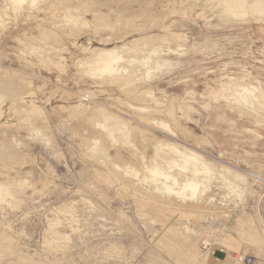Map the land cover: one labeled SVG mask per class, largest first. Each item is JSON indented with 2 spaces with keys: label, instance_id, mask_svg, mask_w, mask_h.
Listing matches in <instances>:
<instances>
[{
  "label": "rangeland",
  "instance_id": "1",
  "mask_svg": "<svg viewBox=\"0 0 264 264\" xmlns=\"http://www.w3.org/2000/svg\"><path fill=\"white\" fill-rule=\"evenodd\" d=\"M25 1L16 13L11 9L12 0H0V66L12 70L0 72L12 74L8 80L3 77L5 84L0 82V192L16 187L14 198L3 195L0 201V264H27L19 256L38 264H184L179 237L185 226L202 235L197 246L203 253L204 240H210V246L211 241L234 234L231 225L238 213H262L264 185L225 166L260 174L264 180V0ZM164 28L167 33L183 34V47L163 37ZM141 34L161 36L146 50L149 47L147 54L152 57L150 49L154 48L158 55L153 57L163 64L156 72L143 70L144 76L140 72L143 79L134 81L135 86L139 84L135 88L140 93L152 89L151 103L162 100L160 104L165 105L176 98L169 108L178 119L174 118V124L179 131L172 123L161 126L153 122L146 127L136 123L133 129L145 132L132 134L135 142L123 145L110 129L89 116L69 119L66 112L53 108L74 106L82 89L103 88L75 66L80 46L88 52L121 47ZM156 44L164 48H156ZM238 82L252 92L244 104L228 90ZM53 91L54 97L46 103ZM97 102L105 101L99 98ZM92 105L85 106L90 110ZM180 113H187L185 120ZM88 136L101 141L98 151L87 148ZM173 146L200 154L206 172L191 174L192 167L176 159ZM114 163L120 169L133 166L146 180L139 186H125L122 182L133 178L124 176L122 170L113 171ZM155 166L180 183L191 178L198 185L197 202L192 205L226 210L228 218L214 221L206 217L199 222L183 212L185 205L179 198L153 193L154 177L147 171ZM167 185L178 191L171 182ZM148 195H152L151 201H147ZM3 236L11 241L12 250ZM220 248L211 244L205 264H222L216 259L222 261L233 253L254 257L245 252L250 250L245 245L239 253Z\"/></svg>",
  "mask_w": 264,
  "mask_h": 264
},
{
  "label": "bare ground",
  "instance_id": "2",
  "mask_svg": "<svg viewBox=\"0 0 264 264\" xmlns=\"http://www.w3.org/2000/svg\"><path fill=\"white\" fill-rule=\"evenodd\" d=\"M25 1V0H12V5H11V9L13 12L19 11L20 9V5L21 3ZM35 1V0H34ZM34 1H32V3H34ZM67 1V0H65ZM26 2V1H25ZM10 3V2H9ZM28 3V2H26ZM69 3V2H68ZM91 3V2H89ZM11 4V3H10ZM95 4V2H94ZM27 5V4H26ZM238 5V4H237ZM90 6V5H89ZM236 6V3H235ZM55 7V6H54ZM23 8V7H22ZM40 8V7H39ZM59 8V7H58ZM45 10V9H44ZM41 11V9L39 10ZM54 12V11H53ZM56 12V11H55ZM58 12V11H57ZM234 11H230V13H233ZM61 13V12H60ZM63 14V13H62ZM54 16V15H52ZM50 18V17H49ZM46 19V18H45ZM49 20V19H48ZM44 21V20H43ZM45 22V21H44ZM55 22V21H54ZM72 22V21H71ZM70 22V23H71ZM12 25V24H11ZM132 25V24H131ZM168 26V25H167ZM170 26V25H169ZM60 28V27H59ZM134 29V28H132ZM166 33H163V37H169L171 38L172 41H175L178 45H176V47H183L182 43H185L183 41L184 36L183 34L180 33H167L168 30L167 28H164ZM43 30V29H42ZM161 30V29H160ZM167 30V31H166ZM47 31V30H46ZM171 31V30H170ZM45 32V31H44ZM51 32V31H50ZM16 33V32H15ZM53 33V32H51ZM70 33V32H69ZM155 33V32H153ZM151 33V34H153ZM74 34V33H73ZM150 34V35H151ZM48 35V34H47ZM65 35H67L65 33ZM146 35V34H145ZM148 35V34H147ZM166 35V36H164ZM68 36V35H67ZM159 37V39L161 38V36L159 35H153V36H142V34L139 36V38H135L132 41L124 44L121 47H114V48H97L92 52H88L86 49H82V46H80L77 50L79 53V58L77 59V62L75 63L76 67H79L82 69V76L89 78L91 80H93V82L95 81L97 84H99L101 86L102 89H96V90H88V89H82L78 94V98H77V104H75L74 106L71 107H53L55 110H57L58 113L64 111L66 112V116L69 119L74 118L75 116L77 117H87L91 120H95L97 121V125H102L105 126L106 128H108V132L111 133L112 136L121 139L122 144L123 145H128L131 144V142H133V140L136 138L134 137V139L132 140V134L135 135V133H144L145 131H138L137 129H133V125L136 123H140L142 125V127H146V125H152L153 122L158 123L161 126H165L168 124H173L174 129L177 128L176 124H174V122L176 123L178 121V119L173 118V115L171 113V109L169 108V105L175 101V99L173 101H169L167 102V100L165 102H167V104H163V106H161L162 104H160V102H164V101H160V99L158 101L160 102H150L151 98L153 99V96L151 97V87H150V91H145L141 93L139 92V90H137V88L139 89V84L136 86L134 85V81L138 83V80H141L143 78H139V74L140 72H143V76H144V71H149V72H156L157 69H160L162 67L163 62L161 60H156L153 56L154 55H158V53L156 52V50L154 51L153 49H150L153 56L150 57L147 54V50H146V46L149 45L150 42H154V41H158L155 40V38L157 39ZM162 37V39H164ZM26 38V37H25ZM59 38V37H58ZM31 39V38H29ZM54 39V37H53ZM57 40V38H55ZM161 39V40H162ZM187 39V38H186ZM26 40V39H25ZM28 40V39H27ZM33 40V39H32ZM59 40V39H58ZM154 40V41H152ZM160 40V41H161ZM21 41V40H20ZM34 41V40H33ZM37 42V41H36ZM59 42V41H58ZM165 42V41H164ZM158 43V42H157ZM169 43V42H168ZM174 43V42H172ZM181 43V45H180ZM21 44V42H20ZM32 44V43H31ZM34 44V43H33ZM155 44V43H153ZM161 44V43H159ZM158 44V45H159ZM167 44V43H164ZM171 44V43H170ZM5 45V44H4ZM7 45V44H6ZM22 45V44H21ZM25 45V44H24ZM39 46V45H38ZM41 46V45H40ZM164 46V45H163ZM167 46V45H166ZM172 46V45H171ZM29 47V45H28ZM42 47V46H41ZM159 47L156 44V48ZM168 47V46H167ZM170 47V46H169ZM173 47V46H172ZM170 47V48H172ZM25 48V47H24ZM64 48V47H63ZM62 48V49H63ZM75 48V47H74ZM159 48H164V47H159ZM166 48V47H165ZM169 48V50H171ZM174 48V47H173ZM27 49V48H26ZM179 49V48H178ZM28 50V49H27ZM162 50V49H161ZM174 50V49H172ZM175 51V50H174ZM173 51V52H174ZM75 52V51H74ZM169 52V51H168ZM179 52V51H178ZM23 53V52H21ZM53 53V52H52ZM179 54V53H178ZM161 55V54H160ZM73 57V56H72ZM24 58V56H23ZM32 59V58H31ZM76 60V59H75ZM25 61V60H24ZM26 62V61H25ZM49 62V61H48ZM58 62V61H57ZM65 62V61H64ZM46 63V62H45ZM73 64V63H72ZM33 66V65H32ZM58 66V65H57ZM35 67V66H34ZM134 69V70H133ZM1 71H7L9 73V71H12L11 69H8L7 67L5 68L4 66H0V72ZM14 71V69H13ZM1 72V73H3ZM4 72V73H5ZM15 72V71H14ZM247 72V71H246ZM0 73V74H1ZM3 73V74H4ZM13 73V72H12ZM16 73L19 76H24V72L21 73L19 71H16ZM130 73V74H129ZM137 73V74H136ZM2 75V79L3 77H5L6 75ZM16 74V75H17ZM0 75V76H1ZM8 75H12V74H7ZM148 75V74H147ZM156 75V74H155ZM6 76V77H7ZM27 76V75H26ZM81 78H84L82 77ZM121 76H126V77H122ZM142 76V77H143ZM10 77V76H9ZM141 77V74H140ZM18 78V77H17ZM33 78V77H31ZM77 78V77H76ZM138 78V79H137ZM149 78V77H148ZM224 78V77H223ZM1 79V77H0ZM14 79V78H13ZM122 79V80H121ZM221 79V78H220ZM237 79V78H236ZM5 79H3V81L0 82H5ZM8 80V77L7 79ZM27 80V79H25ZM46 80V79H44ZM88 80V79H87ZM137 80V81H136ZM19 81V80H17ZM47 81V80H46ZM143 81V80H142ZM21 82V81H20ZM140 84L142 83L141 81H139ZM241 82V81H240ZM15 83V82H14ZM24 83V82H22ZM82 83V82H81ZM144 83V81H143ZM2 84V83H1ZM5 84V83H4ZM3 85V84H2ZM144 85V84H143ZM147 84H145L146 86ZM225 85V84H223ZM6 86V85H4ZM21 86V85H20ZM32 86V85H31ZM58 86V85H57ZM86 86V85H85ZM113 86L115 88H113ZM227 85H225L226 87ZM7 87V86H6ZM12 87V86H10ZM137 87V88H135ZM148 87V86H146ZM224 87V88H225ZM4 88V87H3ZM36 90L41 91V86H37L35 87ZM110 88V89H109ZM142 88V87H140ZM149 88V87H148ZM2 90V87L0 88ZM7 89V88H6ZM9 89V88H8ZM147 90V88H145ZM220 89V88H219ZM253 89V88H251ZM257 89V88H256ZM4 90V89H3ZM67 90V89H66ZM149 90V89H148ZM230 92L234 93V97H236V99L239 101H241L243 104L248 100V93H252L250 92V87H248V85L245 84H240L238 83H234L231 84L230 88L228 89ZM224 91V90H222ZM255 91V90H253ZM218 92V90H217ZM215 92V93H217ZM2 93V92H1ZM5 93V92H3ZM13 93V92H12ZM56 91L51 92V94L49 93L48 96H46V103L49 102V99L51 97H54ZM114 93V94H112ZM122 94L120 96V94ZM145 93V94H144ZM213 93V92H211ZM227 93V92H226ZM144 94V95H143ZM214 94V93H213ZM228 94V93H227ZM139 95V96H138ZM143 95V96H142ZM145 95H147L145 97ZM212 95V94H211ZM229 95V94H228ZM36 96V95H34ZM217 96V95H216ZM232 96V98H233ZM250 96V95H249ZM6 97V96H5ZM155 97V96H154ZM176 97V96H175ZM99 98H103V101L105 102H97V100ZM146 98H148L146 100ZM228 98V97H227ZM231 98V99H232ZM251 98V97H250ZM224 99V98H222ZM229 99V98H228ZM154 100V99H153ZM152 100V101H153ZM182 100V99H181ZM234 101V99H232ZM37 101V100H36ZM178 101V99H177ZM227 102V100H225ZM230 101V100H228ZM82 102H85L86 106H89L91 104H94L93 107H91L90 110H87V107L82 104ZM150 102V103H149ZM181 102V101H180ZM30 103V102H29ZM91 103V104H90ZM170 103V104H169ZM236 103V102H235ZM178 104V103H176ZM233 104V103H232ZM18 105V104H17ZM186 105V104H185ZM14 106V105H13ZM33 106V105H32ZM246 106V105H245ZM182 107V105H181ZM184 107V106H183ZM186 107V106H185ZM184 107V108H185ZM239 108V107H238ZM246 108V107H245ZM29 109V108H27ZM39 109V108H38ZM196 109V108H195ZM1 110V109H0ZM109 110H113L114 113H110ZM185 110H187V108H185ZM261 110V109H260ZM2 111V110H1ZM17 111V110H16ZM20 111V110H19ZM29 111V110H28ZM231 111V110H230ZM7 112V111H6ZM30 112V111H29ZM41 112V111H40ZM185 112V111H183ZM11 113V112H10ZM38 113V112H37ZM181 114V113H180ZM187 114V113H186ZM186 114H181L182 117L183 115L186 116ZM30 116V115H29ZM38 116V115H36ZM175 116V115H174ZM41 117V116H40ZM187 118V117H186ZM183 119L185 120V117H183ZM76 120V119H75ZM89 120V122L91 121ZM71 121V120H70ZM83 121V120H82ZM168 123V124H167ZM35 124V123H34ZM78 124V123H76ZM90 124V123H88ZM36 125V124H35ZM93 125V124H92ZM179 125V124H177ZM73 126V125H72ZM71 126V127H72ZM183 126V125H182ZM182 126H180L181 128H183ZM76 127V126H75ZM74 127V128H75ZM89 127V126H88ZM98 126H96L97 128ZM79 128V127H77ZM85 128V127H84ZM95 128V127H94ZM95 128V129H96ZM100 128V127H99ZM97 128V129H99ZM135 128V127H134ZM137 128V127H136ZM139 128V127H138ZM148 128V127H147ZM170 128V127H169ZM179 128V129H181ZM185 128V127H184ZM32 129V128H31ZM39 129V128H38ZM142 129V128H141ZM140 129V130H141ZM171 129V128H170ZM186 129V128H185ZM184 129V130H185ZM92 130V129H91ZM137 130L136 132L132 133L133 131ZM146 130V129H145ZM178 130V128H177ZM177 130H174L175 132H177ZM55 131V130H54ZM59 131V130H58ZM78 131V130H77ZM147 131V130H146ZM169 131V130H168ZM179 131V130H178ZM76 132V131H75ZM74 132V133H75ZM88 132V131H87ZM91 132V131H90ZM181 132V130H180ZM183 134H185V131H182ZM181 132V133H182ZM189 132V131H188ZM60 133V132H59ZM78 133V132H77ZM76 133V134H77ZM101 133V132H100ZM104 133V132H102ZM109 133V134H110ZM171 134V132H169ZM179 134V132H177ZM176 133V134H177ZM86 134V133H85ZM99 134V133H98ZM147 134V133H146ZM187 134V133H186ZM189 134V133H188ZM187 134V135H188ZM90 135V133H89ZM181 135V134H180ZM192 135V134H189ZM91 136V135H90ZM89 137V147H87L91 152H96L98 151L97 146L99 144L98 139L94 138V137ZM106 136V135H105ZM177 136V135H176ZM182 136V135H181ZM184 136V135H183ZM8 137V136H7ZM76 137V136H75ZM83 137V136H82ZM101 137V136H100ZM98 137V138H100ZM150 137V136H149ZM186 137V136H185ZM190 139L193 136H189ZM186 137V138H189ZM195 137V136H194ZM103 138V137H102ZM109 138V137H108ZM157 138V137H156ZM111 139V138H110ZM148 139V138H147ZM194 139V138H193ZM205 139V138H204ZM134 140V142H135ZM154 140V139H153ZM157 140V139H156ZM201 140V139H200ZM7 141V140H6ZM159 141V140H158ZM101 142V141H100ZM138 142V140H137ZM202 142V141H200ZM84 143V142H83ZM179 143V142H178ZM77 144V143H76ZM88 144V143H87ZM159 144L161 145V143L159 142ZM165 144V143H164ZM102 147H107V146H103L104 144H101ZM107 145V144H106ZM143 145V144H141ZM166 145V144H165ZM179 145H184V144H180ZM187 145V144H186ZM10 146V145H9ZM12 146V145H11ZM172 146V145H171ZM4 147V146H3ZM137 148V146H135ZM182 147V148H181ZM180 149L179 147L173 146V150L174 151V156L176 157L177 160L183 162L186 166H191L192 167V173L194 174V176L198 175L199 172H206L205 168H203V166L205 165V162L203 159H201V155L195 152H187V148L184 146H181ZM141 148V147H140ZM169 149H171L170 145H169ZM192 149V148H191ZM6 150V149H5ZM4 150V151H5ZM9 151V150H8ZM11 151V150H10ZM140 151V150H139ZM168 151V150H167ZM190 151V150H189ZM13 152V151H12ZM86 152V151H85ZM84 152V153H85ZM141 152V151H140ZM187 152V153H186ZM1 154V152H0ZM12 154V153H11ZM14 154V153H13ZM158 154V153H157ZM9 155V154H8ZM7 155V156H8ZM10 156V155H9ZM94 156V155H92ZM91 156V157H92ZM97 156V155H96ZM141 156V155H140ZM170 156V155H169ZM201 156V157H200ZM3 157V156H2ZM5 157V156H4ZM89 157V156H88ZM142 157V156H141ZM105 158V157H104ZM204 158V157H203ZM88 159V158H87ZM90 159V158H89ZM96 159V157H95ZM170 159V158H168ZM14 160V159H13ZM94 160V158H93ZM104 160V159H103ZM3 161V160H2ZM12 161V160H9ZM152 161V160H151ZM15 162V161H13ZM152 163V162H151ZM167 163H169V161H167ZM99 164V163H98ZM131 164V163H130ZM223 164V163H222ZM113 165V164H112ZM184 166V165H182ZM225 166V164H224ZM103 167V166H102ZM221 167V166H220ZM228 170H233L235 171V173L237 172V174H239L240 176H242L243 178H250L252 179L254 182H257L258 184H263L264 185V180L261 179L260 174L257 175H253L250 174L244 170L238 169L230 164H227L225 166ZM115 170H114V169ZM113 171L115 172H119L117 170H122V173L124 176L126 177H131L133 178L132 182L129 181H123L122 183L125 184V186H139L141 185L142 181H145L146 178L143 177L141 179V177L139 176L138 171L133 167V166H127L124 169H120L119 165L114 163L113 165ZM168 169V168H167ZM178 169V168H177ZM110 170V169H109ZM222 170V169H221ZM108 171V170H107ZM223 171V170H222ZM227 171V170H225ZM121 172V171H120ZM94 173V172H93ZM147 173H150V175H153L152 177H154L152 179V183L154 185V188L152 189L153 193H157L159 195H164L167 194V197L172 195L175 196V198H179L180 202L184 203L185 206H183L182 208L184 209L183 212L188 213L186 215L188 216H192V218L194 217L196 219V221L201 222L200 220H203L207 218H210L212 220H221V221H225L228 217L226 214H228L229 212L226 210H214L212 207L208 208L209 206L205 207H201L199 204L198 206H193V202L196 199V195H197V191H198V185L193 182V180L191 178H188L185 182L180 183L176 178L169 176L167 173H165L161 168H159L158 166L152 167L151 169H148ZM170 173V171H169ZM186 173V172H185ZM95 174V173H94ZM96 175V174H95ZM118 175V174H117ZM115 177V176H114ZM96 178V177H95ZM100 178V177H99ZM226 178V177H225ZM91 179V177H90ZM118 179V178H117ZM120 179V178H119ZM128 180V179H127ZM121 182V180H119ZM171 182L173 185L178 187V191H173L172 187L167 185V182ZM214 181V180H213ZM166 182V183H164ZM145 183V182H144ZM151 183V181H150ZM29 185V184H28ZM113 186V185H111ZM92 187V186H90ZM3 187H0V190ZM174 188V187H173ZM241 188V190H245V188L239 187ZM262 188V187H261ZM16 189V187H15ZM15 189L13 191H10L7 187L5 188L4 194H2L0 192V201L3 200V195H5L6 197H11L14 198V193H16ZM118 189V188H117ZM138 189V188H135ZM135 191V190H134ZM141 191V189H140ZM146 191H148V188L146 189ZM151 192V193H152ZM144 194H150L149 192L146 194V192L144 191ZM143 194V195H144ZM145 197V196H144ZM147 198V197H146ZM145 198V199H146ZM171 198V197H170ZM17 199V198H16ZM150 199H152V195H148L147 201H151ZM177 199V200H179ZM13 201V200H12ZM80 201V200H79ZM11 202V201H10ZM181 206V205H179ZM98 210V209H97ZM77 211V210H76ZM82 211V210H81ZM228 212V213H226ZM82 213V212H81ZM84 214V213H83ZM60 215V214H59ZM85 215V214H84ZM185 218V214H182ZM248 215V214H247ZM244 214L236 215V217L234 218V226L233 227V233L234 234H225L222 237L214 240L213 242L211 241V244L213 245H218L223 249L221 250L222 252L225 250L228 252L231 251H239L242 245L247 246L248 248H250V250H246L245 252H250L252 253V255H254V258H256L260 263H264V210H262V213L260 210L257 211V214L255 216H247ZM186 216V217H188ZM229 216V215H228ZM60 217V216H59ZM85 218V217H84ZM82 218V219H84ZM189 218V217H188ZM230 218V217H229ZM187 219V218H185ZM209 219V220H210ZM193 221V220H192ZM195 221V222H196ZM233 221V220H232ZM231 221V222H232ZM185 223V222H184ZM198 223V222H196ZM230 223V222H229ZM223 224V223H222ZM55 225V224H54ZM180 225V224H179ZM197 225V224H196ZM3 226V225H2ZM52 226V225H51ZM182 226V225H181ZM192 226V225H191ZM200 226V225H199ZM54 227V226H52ZM193 227V226H192ZM208 227V226H207ZM207 227H204L206 229H208ZM51 228V227H50ZM203 227H201L200 229H202ZM203 228V229H204ZM210 228V227H209ZM2 229V227H1ZM185 231H183L184 235L180 236L179 238L181 239V254L183 256L182 260L184 262V264H205V259L207 260V258L209 257L210 253L209 252H203L200 253L199 251V247L197 246V241L200 238V233H198L197 231H195L193 228L191 230V228L189 229L187 226L184 227ZM221 229V228H220ZM8 230V229H7ZM211 230V229H209ZM5 231V230H4ZM182 231V229H181ZM207 231V230H204ZM203 231V232H204ZM216 231V230H215ZM228 231V230H225ZM232 231V230H231ZM209 232V231H208ZM213 232V230H212ZM1 233V232H0ZM8 233V232H7ZM9 233H10V229H9ZM14 233V232H13ZM217 233V232H216ZM219 233V232H218ZM12 234V233H11ZM176 234V233H175ZM181 234V233H180ZM4 235V232H3ZM8 235V234H7ZM13 235V234H12ZM16 235V234H14ZM13 235V236H14ZM56 235V234H55ZM204 235V234H203ZM206 235V234H205ZM54 236V235H53ZM58 236V235H57ZM208 236V235H207ZM17 238V235L15 236ZM214 237V236H213ZM216 237V236H215ZM53 239L55 238L52 237ZM3 241H6L7 243V247L9 246V249L12 250V245H11V241L8 239H4L3 236ZM51 239V238H50ZM213 240V239H212ZM17 241V239L15 240ZM210 240H204L203 244H206V246H209V242ZM49 242V240H48ZM55 242V241H54ZM47 243V241H46ZM50 243V242H49ZM49 243H47L49 245ZM57 243V242H56ZM15 244V243H14ZM13 244V245H14ZM210 244V246H211ZM6 246V245H5ZM11 246V247H10ZM16 246V245H15ZM26 246V245H25ZM46 246V245H45ZM54 246V245H53ZM3 247V246H2ZM50 247V246H49ZM22 248V247H21ZM48 248V247H47ZM201 248V246H200ZM5 249V248H3ZM49 249V248H48ZM14 250V249H13ZM19 250V247H18ZM22 250V249H21ZM202 250V248H201ZM203 251V250H202ZM19 252V251H18ZM22 253V252H21ZM239 253V252H237ZM17 255V254H16ZM19 255V254H18ZM24 255V254H22ZM26 256V255H25ZM27 257V256H26ZM229 257V256H227ZM19 261L23 262V263H29V264H38V263H33L26 260V258L19 256L18 257ZM29 258V257H28ZM35 258V257H34ZM37 258V257H36ZM16 259V258H15ZM38 259V258H37ZM36 261V260H35ZM219 261V260H217ZM14 262V261H13ZM220 262V261H219ZM46 263V262H44ZM15 264V262H14ZM18 264V263H17ZM56 264V263H55ZM224 264V263H222Z\"/></svg>",
  "mask_w": 264,
  "mask_h": 264
},
{
  "label": "built area",
  "instance_id": "3",
  "mask_svg": "<svg viewBox=\"0 0 264 264\" xmlns=\"http://www.w3.org/2000/svg\"><path fill=\"white\" fill-rule=\"evenodd\" d=\"M209 247L210 246H206V244L201 245L203 252H208ZM217 260H219V259H216V261ZM220 262H222L224 264H262L256 258H254L252 256H249L246 254H236V253L230 254L229 257H227V255H225L224 259Z\"/></svg>",
  "mask_w": 264,
  "mask_h": 264
}]
</instances>
